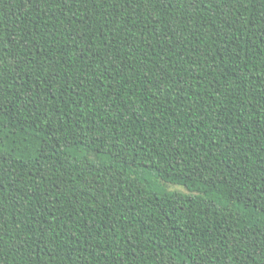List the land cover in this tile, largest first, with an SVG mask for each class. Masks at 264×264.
<instances>
[{
    "label": "trees",
    "instance_id": "trees-1",
    "mask_svg": "<svg viewBox=\"0 0 264 264\" xmlns=\"http://www.w3.org/2000/svg\"><path fill=\"white\" fill-rule=\"evenodd\" d=\"M0 264H264V0H0Z\"/></svg>",
    "mask_w": 264,
    "mask_h": 264
},
{
    "label": "rangeland",
    "instance_id": "rangeland-1",
    "mask_svg": "<svg viewBox=\"0 0 264 264\" xmlns=\"http://www.w3.org/2000/svg\"><path fill=\"white\" fill-rule=\"evenodd\" d=\"M167 189L169 191L187 192V190L184 187L178 186V185H172V184H170L169 186H167Z\"/></svg>",
    "mask_w": 264,
    "mask_h": 264
}]
</instances>
